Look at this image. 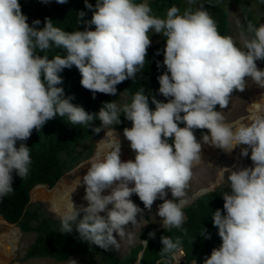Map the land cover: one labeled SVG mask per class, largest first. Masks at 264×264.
<instances>
[{
  "label": "clouds",
  "instance_id": "1",
  "mask_svg": "<svg viewBox=\"0 0 264 264\" xmlns=\"http://www.w3.org/2000/svg\"><path fill=\"white\" fill-rule=\"evenodd\" d=\"M55 2L63 5L68 0ZM220 2L205 7L198 0H187L183 11L172 5L161 17L146 2L96 0L93 5L84 0L91 19L78 11L76 23L84 28L68 32L49 18L42 28L37 27L39 19L29 24L19 0H0V201L15 190L13 174L21 179L29 174L31 148L25 142L34 130L40 132L57 116L87 129L99 120L100 126L92 127V132L106 129L105 135L96 142L94 153L77 166L79 171L87 167L86 174L74 180L70 191L60 197V206L53 209L60 217V233L75 229L81 241L105 250L109 246L119 249L121 240L133 243L128 226L134 227L137 217H143V209L131 199L135 194L149 211L156 200L163 201L157 211L163 228L179 229L186 236L187 190L193 169L203 163V145L217 149L205 159L225 157L244 146L239 156L249 157L250 152L252 165L219 167L217 180L203 190L207 194L227 187L220 194L223 214L220 209L212 214L221 245L204 261L187 259L186 252L185 260L191 264H264V93L248 104L246 115L231 122L222 111L228 108L232 93L245 91L249 81L264 89V69L257 65L264 61V23L257 26L247 15L243 23L237 18L238 46L231 35L220 33L208 11ZM150 32L165 41L163 62L157 61V68L164 66L166 71L157 80L166 102L141 87L130 103L106 101L97 113H89L71 103L72 97H65L58 86L63 83L59 73L73 66L93 99L97 93L114 96L117 85L135 81L145 67L152 44ZM53 49L62 50L63 55L50 58ZM121 114L131 124L120 129L115 126L121 123ZM116 129H123L134 160L122 161ZM205 129L197 139L195 131ZM222 151L225 155L219 156ZM41 184L53 186L34 184L29 207L31 190ZM81 186L87 206H77L71 198ZM168 191L173 199H167ZM199 235L211 238L205 228ZM149 237L154 239L155 233ZM160 242L163 247L156 264H180L181 237L165 235ZM141 243L147 250L148 241ZM66 264L77 261L69 258Z\"/></svg>",
  "mask_w": 264,
  "mask_h": 264
},
{
  "label": "trees",
  "instance_id": "2",
  "mask_svg": "<svg viewBox=\"0 0 264 264\" xmlns=\"http://www.w3.org/2000/svg\"><path fill=\"white\" fill-rule=\"evenodd\" d=\"M89 2L95 5L96 0H89ZM136 2H144V0H136ZM210 2L215 3V0H198V3L204 4L205 7H208ZM19 3L23 14L28 17L29 24L35 19L41 21V24L37 26L39 28L44 26L45 18H49L53 21L54 26L65 31L83 30L84 25L78 26L76 23L77 12L85 11L87 13L85 19H91L92 15L91 11L85 8L84 0H68L63 5L56 3L55 0H50L47 4L42 3L41 0H19ZM231 3L239 5L244 16L247 15L254 24L259 25L254 18V11L250 8V0H221L215 7L208 8V11L216 20L222 35H228L227 6ZM148 4L151 6L153 14L161 17L172 5L180 7L182 11L188 6L187 0H151ZM164 46V38L158 34L147 50L148 54L143 72L137 74L135 81L128 79L117 85V94L114 96L97 93L96 98L93 99L92 93L82 87L80 83L82 77L75 66L59 73L63 83L58 86L64 89L65 97H72L71 103L83 107L89 113H97L103 102L114 101L121 92H127L132 99L133 94L141 87L145 89L146 93L150 94L151 92L156 95L157 99L166 102V98L158 92L159 83L157 80V77L166 71L164 66L157 68V61L161 65L163 62ZM158 50L160 54L156 55ZM56 54L63 55V51L53 49L48 53L50 58ZM257 65L264 66V61H257ZM150 107L154 109L155 105L150 102ZM120 120L121 123L116 125V128L121 129L131 124L124 118L123 114H121ZM98 126H100L99 120L93 121L92 126L87 129L81 125L70 124L66 117L57 116L48 121L40 132L34 130L31 137L25 142L31 148L32 164L29 174L24 179L13 174L12 186L15 190L0 201V215L9 222H17L23 231L36 233L35 240L30 244L25 257L21 260L33 257H49L57 261H66L79 255L87 260L97 257L101 264H133L138 259V254L143 249L142 243L132 247L127 255L118 256L110 248L105 250L81 241L75 229L68 234L60 233V217L44 214L37 205L28 206L31 187L39 182L54 185L64 173L67 163L77 158L78 145L93 137L96 133L92 132V127ZM180 126L183 127V125ZM206 132V129L196 130L195 135L198 139ZM226 190V186L218 187L215 191L202 195L184 208L186 220L183 227L187 229L186 236L179 229L170 231H166L164 228L159 229L155 233L154 239L149 238L148 248L143 250L140 259L141 264H156L157 260L160 259L159 252L163 247L160 238L165 235L173 238L181 237L187 259L204 261L206 256H210L212 250L219 248L222 243L218 236V229L213 225L212 214L217 209H220L223 214L224 201L220 194ZM151 228L153 226L144 231V238ZM203 228L210 234V239H205L199 235Z\"/></svg>",
  "mask_w": 264,
  "mask_h": 264
},
{
  "label": "rangeland",
  "instance_id": "3",
  "mask_svg": "<svg viewBox=\"0 0 264 264\" xmlns=\"http://www.w3.org/2000/svg\"><path fill=\"white\" fill-rule=\"evenodd\" d=\"M151 0H144V2L148 3ZM228 8V18H229V29L228 35H231L236 41L237 45H240L239 33L241 29L237 28L236 26V19L240 18L243 23V11L242 8L237 5L236 3H231L227 6ZM250 8L254 11V18L260 24L264 23V3H261V0H250ZM151 37L150 39L152 42L158 34H149ZM259 68L264 69V66H259ZM247 79V78H246ZM264 93V89H260L256 87L254 84L249 81L248 87L243 92L234 91L232 93V99L229 103L228 108L223 109L226 120L231 122L241 116L247 114L246 110L248 108V104H251L252 100L258 99L261 94ZM118 105H123L125 103H130L131 98L128 93L122 92L120 93L115 99ZM217 111H221L219 106H216ZM104 130H102L99 134H95L93 137L82 141L78 145V156L73 161H69L67 166L64 169V173L62 176L57 180V182L52 186L54 187L59 180L64 178L68 184H71L79 175L83 176L87 172V167L78 170V165L82 162L86 161L95 151L96 142H98L103 134ZM244 147V146H241ZM237 147L232 154H227L225 157H216V159H205L208 155H214V153L209 154L210 150L203 153V163L193 169L194 175L190 182V187L187 190V199L189 205L192 201L191 198L193 194L198 193L199 190L203 188H208L214 184L217 180V173L219 171V167H240V166H251L252 162L250 159V152L249 157H240L239 152L240 148ZM217 151V150H216ZM212 152V151H211ZM51 187V188H52ZM49 188V187H48ZM31 197V195H30ZM131 199L133 202L143 209V217H137L138 223L133 227L131 224L128 226L130 231L134 236V242L129 243L127 239L119 241L120 247L119 249L115 248L114 246H109V248L118 256L127 255L131 248L140 244L141 240H145L143 237L144 231L148 228L153 226L154 228L161 227V218L157 215L158 205L162 203L161 200H156L151 208V210H147L144 208L143 203L140 201L139 197L135 194L132 195ZM167 199H173L171 192L168 191ZM30 207L34 205H39L41 211H43L47 215H51L54 217H59V215L53 211L50 202L47 198L45 199H30ZM103 215V213H102ZM3 218L0 216V219ZM8 222V221H7ZM15 227L19 229V235L17 238L16 249L14 256L10 260L9 264H66V261H57L53 258L49 257H33L27 258L25 260H21L25 257L26 252L30 246V244L35 240L36 233L33 231H23L21 230L20 226L17 223H11ZM119 240V237H116ZM77 261V264H101L99 258L94 257L92 260H87L83 256H73L71 257ZM136 264V263H134Z\"/></svg>",
  "mask_w": 264,
  "mask_h": 264
},
{
  "label": "bare ground",
  "instance_id": "4",
  "mask_svg": "<svg viewBox=\"0 0 264 264\" xmlns=\"http://www.w3.org/2000/svg\"><path fill=\"white\" fill-rule=\"evenodd\" d=\"M253 101L255 100H252V102ZM128 128H131V126ZM105 131L106 129L104 130L100 139L104 137ZM116 132L119 135L121 141L122 161H127L130 159L134 160L135 153L130 148V142L127 141L126 138L123 136V129L122 130L116 129ZM207 150H210L209 154H212L216 152L217 149L209 147L207 145H203V153L207 152ZM73 182L71 184H68L66 180L62 178L52 188L50 187L48 188L47 185H43V184L36 185L31 190V197L33 199L47 198L51 204L52 209H54V207L60 206V197L62 195H66V193L70 191ZM209 188H211V186ZM104 194H107V192H105ZM84 195H85V190L84 187L81 186L78 187L74 193H72L71 198L77 206L80 205L87 206V202L83 199ZM18 235H19V229L17 227L7 222L4 218L0 219V264H9L10 260L14 256Z\"/></svg>",
  "mask_w": 264,
  "mask_h": 264
},
{
  "label": "water",
  "instance_id": "5",
  "mask_svg": "<svg viewBox=\"0 0 264 264\" xmlns=\"http://www.w3.org/2000/svg\"><path fill=\"white\" fill-rule=\"evenodd\" d=\"M225 155V153L222 151L221 153H219V156H224ZM204 189H208V188H204ZM204 189H202V190H200L198 193H196V194H194L193 195V197H192V199L193 198H196V197H198V196H200V195H202V194H204V192H203V190ZM160 228H163V226H161V227H157V228H152L151 230H150V232H153V233H156ZM149 232V233H150ZM149 233L147 234V237L145 238V240H149ZM143 250H144V248L140 251V253H139V255H138V259H137V261H136V264H141V262H140V259H141V256H142V253H143Z\"/></svg>",
  "mask_w": 264,
  "mask_h": 264
},
{
  "label": "built area",
  "instance_id": "6",
  "mask_svg": "<svg viewBox=\"0 0 264 264\" xmlns=\"http://www.w3.org/2000/svg\"><path fill=\"white\" fill-rule=\"evenodd\" d=\"M179 257H180V264H181V262H183V264H191V261L188 262L185 260V251L183 249L180 250ZM174 264H175V262H174ZM196 264H203V262L199 263L196 261Z\"/></svg>",
  "mask_w": 264,
  "mask_h": 264
},
{
  "label": "crops",
  "instance_id": "7",
  "mask_svg": "<svg viewBox=\"0 0 264 264\" xmlns=\"http://www.w3.org/2000/svg\"><path fill=\"white\" fill-rule=\"evenodd\" d=\"M208 156H210V155H208Z\"/></svg>",
  "mask_w": 264,
  "mask_h": 264
}]
</instances>
